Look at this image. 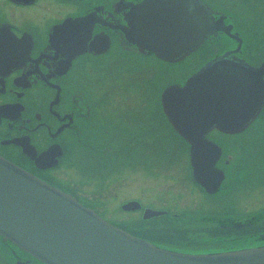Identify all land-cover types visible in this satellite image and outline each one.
I'll return each mask as SVG.
<instances>
[{"label":"flooded vegetation","instance_id":"flooded-vegetation-1","mask_svg":"<svg viewBox=\"0 0 264 264\" xmlns=\"http://www.w3.org/2000/svg\"><path fill=\"white\" fill-rule=\"evenodd\" d=\"M203 1L217 29L196 51L167 60L142 40L145 22L160 14L154 0H0V156L70 192L102 219L150 241L176 243L162 234L178 238L183 229L174 223L186 219L192 224L184 218L194 211L185 209L188 195L221 201L233 193L229 201L234 202L244 189L254 193L256 182L263 184L256 176L264 173V108L245 129L226 131L208 119L220 114L205 110L225 109L222 116L231 118L228 111L240 104L231 103L230 95L220 104H201L190 95V104L169 105L176 107L170 113L163 102L169 88L184 87L226 53L253 66L264 63V52L256 54L264 48L255 23L263 14L258 3ZM242 2L249 6V19L240 11ZM169 5L163 12L178 15L163 27L176 31L177 52L189 40L188 10ZM180 27L185 28L184 41L176 39ZM194 157L204 173L215 168L223 174L214 193L195 181ZM133 202L140 208L123 209ZM114 207L123 216L115 218ZM237 209L222 206L209 214H255ZM147 210L160 214L146 217ZM237 226L241 230H228L230 235H255L254 245L245 248L264 246V220ZM5 244L12 264H42Z\"/></svg>","mask_w":264,"mask_h":264},{"label":"water","instance_id":"water-1","mask_svg":"<svg viewBox=\"0 0 264 264\" xmlns=\"http://www.w3.org/2000/svg\"><path fill=\"white\" fill-rule=\"evenodd\" d=\"M154 1L160 9L157 17L162 19L159 29L163 33L150 29L145 31L142 40L144 46L163 59L173 60L179 52L182 56L194 52L219 25L212 10L202 0H188L191 10L187 11L185 21L189 40L175 52L176 31L168 33L163 24L167 20L176 21L178 12L169 11L166 14L163 11L171 8L170 2L165 6V0ZM184 33L185 28L180 27L176 39L184 41ZM190 95L202 99L198 101L201 104H220L224 97L230 95L234 98L231 103L240 104L239 108L228 111L231 118L222 116L223 112L227 113L225 109H206L205 112L220 114V117L208 118L214 128L243 130L264 107V63L255 67L232 53L212 60L184 87L173 86L164 92L163 102L167 112L176 108L169 105L180 107L190 104ZM197 147L198 144L194 143V152H197ZM199 162L198 157L193 158L194 179L208 193H214L224 176L215 168L204 173V167ZM139 208L133 202L123 209ZM153 214L160 213L147 210L146 217ZM0 237L5 241L9 239L21 250L48 264H264V246L204 254L177 253L161 248L102 220L95 211L81 205L73 196L58 191L2 157Z\"/></svg>","mask_w":264,"mask_h":264},{"label":"rangeland","instance_id":"rangeland-1","mask_svg":"<svg viewBox=\"0 0 264 264\" xmlns=\"http://www.w3.org/2000/svg\"><path fill=\"white\" fill-rule=\"evenodd\" d=\"M231 2H232V0H230V3ZM244 2L249 6H252V5L254 6V4L258 3V5H256V9H260L261 11L263 10L262 11L263 14H259L257 22H255V23L257 24L256 27L261 30V31H259V33L263 34V36H264V0H244ZM250 2L252 5L250 4ZM242 4H243V2L240 5V11H241V13H243L245 19H246V17L249 19V17H252V15L249 12L250 11L249 6L243 4L248 9L245 7L243 8ZM230 6H232V3L230 4ZM260 50L262 51L261 54H263L264 48L263 49L257 48V52H256L257 55H261ZM258 175H261V176H258ZM258 175L256 176V178L262 177V179H264V173H259ZM252 179H254V178H252ZM256 183H257L258 187H257L256 191H254V193H253V190L251 191V189H248L246 187L247 189H244V192H243V193H245V195L243 197L239 198V201L234 199V202L229 201L230 198L235 196V194H233V193L221 201L219 200V198L214 199V200H212V199L203 200L202 199L203 197L201 195H200L201 198L199 196H194L193 194H192L193 196L188 195L187 203L185 201L187 208H185V209H188L189 211L190 210H194V211L191 212L190 215L184 216V218L190 217L192 220V224H189V225L192 226V228H194L196 231H198L200 229V231H203V234L205 233V229H206L207 225L214 220V218H212L211 215L209 216V218L205 216L207 208H208V213H211L210 210H214L215 208L220 209L222 206H228V207H230V209H232L236 205L238 208L237 210L241 209V210H246V211H250V212L252 210L255 213V215L252 217H245V218L239 219L238 221L240 223L241 222L244 223V222L256 221V220H258V218H260V214H257V213L264 211V185L260 183V186H259L258 182H256ZM233 191H235V190H233ZM253 194H254V196H253ZM226 201H229L228 205H223V203ZM181 206H183V205H181ZM115 209H117V208L114 207L113 210H115ZM199 210H203V212H200ZM113 214L115 215V218L123 216V214L121 212L116 211V210H115V212H113ZM198 215L200 217H197ZM207 220H208V222L206 223ZM237 225L238 224H236V223H231L230 227L236 228V227H238ZM182 229H184V228H182ZM188 230L190 231L191 234L195 233L194 231L190 230L189 228H188ZM11 262H12V258L9 257V254L3 250L2 245L0 244V264H12Z\"/></svg>","mask_w":264,"mask_h":264},{"label":"bare ground","instance_id":"bare-ground-1","mask_svg":"<svg viewBox=\"0 0 264 264\" xmlns=\"http://www.w3.org/2000/svg\"><path fill=\"white\" fill-rule=\"evenodd\" d=\"M166 2H171L173 3L174 5H177L179 6V8L181 9H185V10H191V6L179 1V0H165ZM203 1V0H202ZM204 2V1H203ZM205 3V2H204ZM206 4V3H205ZM186 20L185 18V11H184V21ZM174 21V19H173ZM148 26L144 29L145 31H148L150 29H153V30H156L158 33L162 34L163 32L159 29L162 25V19L160 17H157V16H153L149 21H146L145 22ZM186 23V21H185ZM174 60V59H173ZM201 70H199L198 72H200ZM198 72H196L195 74H197ZM263 110V109H262ZM261 110V111H262ZM261 113V112H260ZM253 122V121H252ZM2 157V156H0ZM3 158V157H2ZM5 159V158H4ZM7 160V159H6ZM9 161V160H7ZM11 162V161H9ZM13 163V162H11ZM91 163V160L89 161V164ZM16 165V163H13ZM18 166V165H16ZM20 167V166H18ZM21 169H23L22 167H20ZM25 170V169H23ZM26 171V170H25ZM258 176H261V175H258ZM256 180L260 181L263 183L264 185V179H262V177H257ZM262 180V181H261ZM48 183V182H46ZM49 185L55 187L56 189H58V191H61L62 193L64 194H67V195H71L73 196L77 201L78 199L73 195L71 194L70 192H67L66 190H64L63 188H60L59 186L57 185H52L50 183H48ZM81 205H83L84 207L86 208H89L91 209V207H88L86 206L85 204L81 203L80 201H78ZM92 211H94V209H91ZM220 224V221L218 222ZM216 224V223H215ZM215 224H211V225H215ZM174 225L176 226V228H184L182 230V233H180L178 235V238H176V247H172V246H168V247H172L173 249L171 248H168V250H171L173 252H177V253H184L183 251L185 252H189V253H195V252H199V251H203L205 250V248L207 246H213L215 250H221L223 247H219V244L217 243H214L212 242V240H216L217 238H211L210 236H212L213 234V231L211 229L212 226H208L206 227L205 231H208L209 233L211 234H202L200 232H197L194 228H192V226L189 225L188 223V220L184 219L182 220L181 222H175ZM188 228L192 231H194L195 233L194 234H191L190 231L188 230ZM124 231V229H121ZM125 232L127 233H130L132 234L131 232L125 230ZM233 238V234L231 233H228L227 236L225 238H222V243H225L227 241H230L231 239ZM4 239V238H3ZM248 243L249 245L252 244L254 241L253 239H248ZM8 243H12L11 241H9V239L6 241ZM149 242V241H148ZM152 244L154 245H158L157 241H150ZM190 244H193V245H189ZM4 244H5V240H4ZM14 245V244H13ZM6 246V244H5ZM17 247V246H16ZM161 248H164V249H167V247H163V246H159ZM184 247H190L189 250H186V248ZM183 250V251H182ZM29 256H31L29 254ZM32 258L36 259L35 257L31 256ZM40 263L42 264H48L46 262H42L40 260H38ZM47 262H50L49 260H46Z\"/></svg>","mask_w":264,"mask_h":264},{"label":"trees","instance_id":"trees-1","mask_svg":"<svg viewBox=\"0 0 264 264\" xmlns=\"http://www.w3.org/2000/svg\"><path fill=\"white\" fill-rule=\"evenodd\" d=\"M208 215H209V213L205 214L206 217H208ZM213 215L215 217L219 216L217 214H213ZM224 215H225L226 219L223 220V221H220V224L218 223L219 221H212L211 223L208 224V226H212L211 229L214 232V234L216 235V236H213L212 238H217L216 240H212V242L219 244V247H223L221 250H230V249H236V248L245 246L246 243L249 242L248 239L252 238V236H250L249 234H238L237 233L238 236H233V238L230 241L222 243V238H219V237H224L225 235H227L229 233L228 230L229 231H240V230H238L236 228H231L230 227L231 220H230V218H228L230 216H228L227 214H224ZM207 222H208V220L206 221V223ZM211 224H215V225H211ZM169 234L168 233H164L162 235H166V236H164V238H166V239L168 238V239H171L174 242H176L177 235L176 234H174V235L170 234L169 235ZM222 234H224V235H222ZM156 241H157L158 245L163 246V247H167V249L168 248L173 249L172 247H176L177 246L176 243H170L168 241L167 242H162V241H159V240H156ZM168 246H172V247H168ZM184 248H186V250L190 251L189 250L190 247L189 248L188 247H184ZM203 251H220V250H215L214 247L211 246V247H206L205 250H203ZM203 251H199L198 253L203 252ZM183 252H185V251H183Z\"/></svg>","mask_w":264,"mask_h":264}]
</instances>
